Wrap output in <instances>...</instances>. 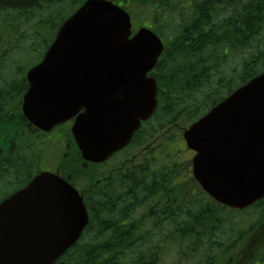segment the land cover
Segmentation results:
<instances>
[{"label": "water", "instance_id": "obj_1", "mask_svg": "<svg viewBox=\"0 0 264 264\" xmlns=\"http://www.w3.org/2000/svg\"><path fill=\"white\" fill-rule=\"evenodd\" d=\"M109 0H86L27 73L25 115L39 127L67 121L84 159L103 162L126 146L157 107L148 73L164 45ZM195 178L216 200L244 209L264 197V72L184 132ZM89 222L78 191L49 172L0 203V264L56 262Z\"/></svg>", "mask_w": 264, "mask_h": 264}, {"label": "trees", "instance_id": "obj_2", "mask_svg": "<svg viewBox=\"0 0 264 264\" xmlns=\"http://www.w3.org/2000/svg\"><path fill=\"white\" fill-rule=\"evenodd\" d=\"M66 1L73 0H0V24L9 34L14 29L15 36L1 38L4 32L0 33V71L21 73L5 77L12 80L0 84V97L14 94L17 100L26 89L21 51L35 48L48 18L43 13ZM135 2L154 19L166 46L153 70L159 88L157 110L132 146L166 128L190 125L226 91L264 70V0ZM29 20H35L30 27L34 31L26 34L28 29L21 26ZM129 162L124 172L87 198L90 223L60 259L69 264H221L236 219L223 210L215 214L206 197L183 194L176 187L172 166L165 170L160 165L169 166L154 159L137 165ZM145 219L155 225V231L139 226ZM170 223L172 231L166 232ZM171 249L170 263L164 257Z\"/></svg>", "mask_w": 264, "mask_h": 264}, {"label": "flooded vegetation", "instance_id": "obj_3", "mask_svg": "<svg viewBox=\"0 0 264 264\" xmlns=\"http://www.w3.org/2000/svg\"><path fill=\"white\" fill-rule=\"evenodd\" d=\"M27 89L28 86L17 100L14 94L0 97V105L5 106L0 107V189L9 188L0 193V199L9 190L27 186L36 175L44 171L61 176L85 197L92 196L95 175L103 177L95 186L104 187L116 173L124 172V163L120 159L111 158L103 163H91L82 159L72 133L75 118L48 129L33 125L23 111ZM13 120L18 125L14 126L18 132L16 135L11 132ZM150 120L142 122L134 137L141 134L139 131L144 133V127ZM113 163L115 167H111ZM211 202L216 210L214 213L218 214L217 204ZM252 210L257 211L255 221L250 226L236 222L238 225L229 236V253L223 255L221 264H264V198L243 212L247 214ZM136 217L139 219L140 215L133 216ZM139 226L155 231V225L148 219ZM169 227L166 232L172 231L171 223Z\"/></svg>", "mask_w": 264, "mask_h": 264}, {"label": "rangeland", "instance_id": "obj_4", "mask_svg": "<svg viewBox=\"0 0 264 264\" xmlns=\"http://www.w3.org/2000/svg\"><path fill=\"white\" fill-rule=\"evenodd\" d=\"M84 0H73V1H66L65 3H63L62 5H56L55 7H53L51 10H49L46 14L43 13V16L46 15L47 18V22L44 23L41 28L40 31V37H39V41L36 42L35 44V48L32 49H28L26 48L24 51H21L20 54V61L23 62L22 64V71L26 70L27 68L35 65L41 58H42V54L45 51V47L46 44L51 43V41L53 40L55 33L57 32V30L59 29V27L61 26V24L69 17L71 16L76 10L77 8L83 3ZM130 3H133L132 0H130ZM135 5V4H134ZM129 10H133V8L131 7V5H128ZM133 16L134 19L136 21V24H146L149 23L146 21V19L148 18L147 14L145 13V11H143V8H136L133 12ZM14 14H11L8 17L13 16ZM31 21V20H29ZM35 22L31 21L27 24H23L21 26V28L23 30H27L26 34H30L31 32L34 31V28L30 29L31 25ZM7 27L1 23L0 24V33L4 32L1 36V38H6V37H10V38H14V34H13V30L12 33L9 34V29H6ZM165 29V28H164ZM165 31L167 32V30L165 29ZM30 41V40H29ZM23 44H29V43H25L22 42ZM19 51H17L18 53ZM16 57V55H13ZM231 69H229L228 71H230ZM233 73V72H230ZM21 73L18 71H15L14 74L12 72H8V70L5 71H0V84H5L7 80L9 79H5L6 76H19ZM15 75V76H14ZM12 80V79H11ZM9 80V82L11 81ZM8 85L5 87L7 88ZM227 92V91H226ZM225 92V94H226ZM14 126H18L16 120L12 121V125H11V132L13 133V129L15 130V128H13ZM184 127H187L186 125H183L182 123H180L179 125H176V127H169L166 128L164 130H161L160 132L156 133L146 144L143 145V148L140 149H135L132 151V153H130V159H133L134 155H137V158L135 160L136 163L138 162H143L146 160H150V159H154L155 160V156H159L162 154H159L158 151H163V153H167L170 152V156L172 157L171 153L172 152H179L180 149L182 148L181 146H185V142L183 139V130ZM18 134V132L16 133ZM168 142L172 143L173 147L168 150L167 146H168ZM164 145V147L162 145ZM148 146V147H147ZM147 147V148H145ZM188 151V149H187ZM184 151L183 154H181V156L179 158H177V160H173L172 163V167L174 172H176V183H177V187H180L183 191V194H185V192L187 191V193H190L191 190H194V188L196 187L195 183L196 181L194 180L193 177H189V173L187 172V157L188 155L190 157L193 156V153L190 151ZM169 156V153L167 154ZM173 159V157H172ZM158 162L164 163L165 166H171L170 164L161 161V160H157ZM111 167H115V164L113 163V165ZM177 170V171H176ZM93 182L97 183V181H100V179L102 180L103 177L99 176V175H95L93 177ZM96 178V180H95ZM3 187H1L0 189V193H3ZM192 192H197V193H201V191L199 192L198 190L192 191ZM5 195V194H3ZM2 195V196H3ZM226 215H228L226 213ZM257 216V211H255L252 216L250 218H248V215H244L242 217H237L240 220V223L242 224H248V226L251 225V223H253L255 221V218ZM237 221V220H234ZM247 221V222H246ZM235 223V222H234ZM165 260L169 261L170 263L173 261L174 259V253L173 250L171 249L170 252H168L167 256L164 257Z\"/></svg>", "mask_w": 264, "mask_h": 264}]
</instances>
